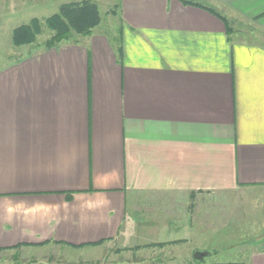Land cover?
<instances>
[{"label":"crops","instance_id":"0c3cea01","mask_svg":"<svg viewBox=\"0 0 264 264\" xmlns=\"http://www.w3.org/2000/svg\"><path fill=\"white\" fill-rule=\"evenodd\" d=\"M120 19L53 47L0 38V254L264 264V240L195 256L216 196L264 198V0H121Z\"/></svg>","mask_w":264,"mask_h":264},{"label":"rangeland","instance_id":"374dc122","mask_svg":"<svg viewBox=\"0 0 264 264\" xmlns=\"http://www.w3.org/2000/svg\"><path fill=\"white\" fill-rule=\"evenodd\" d=\"M72 1L82 0L1 1L0 38L5 41L6 39L12 41L14 27L29 23V21L35 17L43 21L52 14L57 13L62 4ZM94 1L99 4L102 15V21L96 30L106 33L117 31L121 21L119 0ZM115 4H119L116 14L112 13ZM50 36L51 32L48 29H44L43 33L38 38V42L44 43ZM212 208L214 212V222L212 225L209 224L210 226L208 229L200 236L203 238L204 235L206 238L205 240H208L207 249L209 250L206 251H210L211 253L203 259L204 263L240 261L246 257L247 253L260 247L264 240V198L258 199L252 192L223 194L215 197ZM190 253L191 252H189V256L180 261L187 263L193 259V255ZM58 256L57 253L50 255L45 253L43 256L35 255L31 258V254L22 255L18 252L10 251L6 254H0V264H30L32 261L35 263L31 264H64L63 262H55L59 259L60 256ZM107 256V254L103 256L102 260L104 262H108ZM199 257L200 256L196 257V261L200 260ZM118 264H150V262L120 261Z\"/></svg>","mask_w":264,"mask_h":264},{"label":"trees","instance_id":"16d2710c","mask_svg":"<svg viewBox=\"0 0 264 264\" xmlns=\"http://www.w3.org/2000/svg\"><path fill=\"white\" fill-rule=\"evenodd\" d=\"M186 3L201 6V4L192 1H186ZM118 6L119 4H115L112 13H117ZM212 12L215 11L212 10ZM101 21V9L96 1H72L62 4L57 13L43 21L35 17L29 23L15 27L12 33V41L16 46L36 44L44 29H48L51 36L45 41V46L53 47L71 41L77 36L90 35L100 25ZM197 254L199 253L197 252Z\"/></svg>","mask_w":264,"mask_h":264},{"label":"water","instance_id":"95a60500","mask_svg":"<svg viewBox=\"0 0 264 264\" xmlns=\"http://www.w3.org/2000/svg\"><path fill=\"white\" fill-rule=\"evenodd\" d=\"M208 255H209L208 252H199V254L196 253L195 256H196V257H197V256H200V257H199L200 260H203V259H204L205 257H207ZM200 260H199V261H200Z\"/></svg>","mask_w":264,"mask_h":264}]
</instances>
